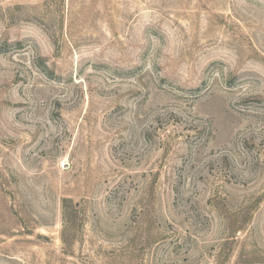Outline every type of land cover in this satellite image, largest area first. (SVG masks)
I'll return each mask as SVG.
<instances>
[{
    "label": "rangeland",
    "instance_id": "374dc122",
    "mask_svg": "<svg viewBox=\"0 0 264 264\" xmlns=\"http://www.w3.org/2000/svg\"><path fill=\"white\" fill-rule=\"evenodd\" d=\"M0 264H264V0H0Z\"/></svg>",
    "mask_w": 264,
    "mask_h": 264
}]
</instances>
